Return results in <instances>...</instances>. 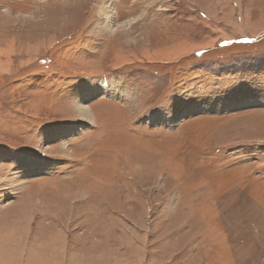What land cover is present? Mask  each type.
<instances>
[{
	"label": "rangeland",
	"instance_id": "374dc122",
	"mask_svg": "<svg viewBox=\"0 0 264 264\" xmlns=\"http://www.w3.org/2000/svg\"><path fill=\"white\" fill-rule=\"evenodd\" d=\"M0 264H264V0H0Z\"/></svg>",
	"mask_w": 264,
	"mask_h": 264
},
{
	"label": "bare ground",
	"instance_id": "6f19581e",
	"mask_svg": "<svg viewBox=\"0 0 264 264\" xmlns=\"http://www.w3.org/2000/svg\"><path fill=\"white\" fill-rule=\"evenodd\" d=\"M103 92V91H102ZM78 106H80L81 108L79 109L80 110V113H84L85 112V109H83V107L80 105V104H78ZM87 113V112H86ZM85 113V114H86Z\"/></svg>",
	"mask_w": 264,
	"mask_h": 264
}]
</instances>
